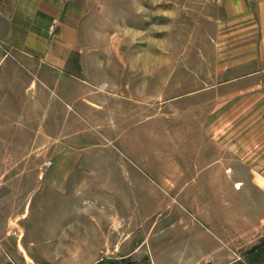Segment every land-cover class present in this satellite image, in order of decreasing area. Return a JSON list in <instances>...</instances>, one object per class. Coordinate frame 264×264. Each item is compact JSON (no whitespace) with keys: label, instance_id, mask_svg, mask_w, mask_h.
Here are the masks:
<instances>
[{"label":"rangeland","instance_id":"374dc122","mask_svg":"<svg viewBox=\"0 0 264 264\" xmlns=\"http://www.w3.org/2000/svg\"><path fill=\"white\" fill-rule=\"evenodd\" d=\"M18 3L0 0L10 250L24 264H125L119 245L162 206L213 202L197 212H215L220 260L264 264V220L230 222L264 181V0H73L80 30L65 32L75 64L62 92L39 73V46L7 42Z\"/></svg>","mask_w":264,"mask_h":264},{"label":"crops","instance_id":"0c3cea01","mask_svg":"<svg viewBox=\"0 0 264 264\" xmlns=\"http://www.w3.org/2000/svg\"><path fill=\"white\" fill-rule=\"evenodd\" d=\"M72 1L18 0L23 7L19 6L12 12L7 24L8 43L16 46L23 44L25 51H29L32 45L39 46L36 50L43 59L39 65V73L47 71L51 76L49 81L59 92L64 90L62 88L64 80L70 81L67 76L74 74L69 68L70 64H75L71 54L75 50V45L68 44L65 35L66 31L80 30L77 16L74 15L71 6ZM53 23H57L60 35L58 40L49 42L48 29ZM76 60V67L79 65L82 67V61ZM53 78L56 80L53 81ZM262 172L261 169H254V173L258 175ZM236 184H239L236 187L241 186L240 182ZM250 190L252 198L246 203L242 202L236 214L233 209L231 215L233 219L230 218L232 223H244V228L254 227L257 222L264 220V181L260 183L256 181ZM205 205L209 209L216 208L213 202L192 204L188 207L190 209H184L185 207L180 204L162 206L165 214L155 221H145L143 237L138 239L129 237L124 245H119L118 259L124 260L125 264H204L206 261L224 263L220 260L222 252L220 243L225 236L220 233L216 224L215 212H210L208 217L204 212H197L207 208ZM144 210L146 209L140 208L139 211ZM186 212H191V215ZM228 233L230 234L227 239L238 237L234 228ZM87 256L85 254L80 258H88ZM11 262L24 264L22 258L10 250L8 241L0 236V264Z\"/></svg>","mask_w":264,"mask_h":264},{"label":"built area","instance_id":"2783aa9c","mask_svg":"<svg viewBox=\"0 0 264 264\" xmlns=\"http://www.w3.org/2000/svg\"><path fill=\"white\" fill-rule=\"evenodd\" d=\"M204 264H227V263H215L213 261H206Z\"/></svg>","mask_w":264,"mask_h":264},{"label":"bare ground","instance_id":"6f19581e","mask_svg":"<svg viewBox=\"0 0 264 264\" xmlns=\"http://www.w3.org/2000/svg\"><path fill=\"white\" fill-rule=\"evenodd\" d=\"M236 186H239V184H236Z\"/></svg>","mask_w":264,"mask_h":264}]
</instances>
